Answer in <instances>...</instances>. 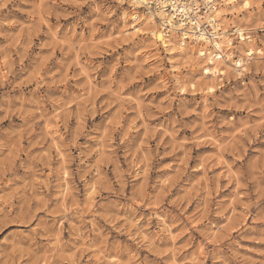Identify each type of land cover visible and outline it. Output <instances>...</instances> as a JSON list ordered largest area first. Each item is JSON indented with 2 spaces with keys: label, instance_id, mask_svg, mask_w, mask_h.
<instances>
[{
  "label": "clouds",
  "instance_id": "9594fccd",
  "mask_svg": "<svg viewBox=\"0 0 264 264\" xmlns=\"http://www.w3.org/2000/svg\"><path fill=\"white\" fill-rule=\"evenodd\" d=\"M0 264H264V0H0Z\"/></svg>",
  "mask_w": 264,
  "mask_h": 264
}]
</instances>
